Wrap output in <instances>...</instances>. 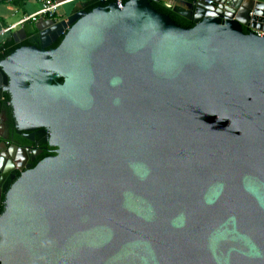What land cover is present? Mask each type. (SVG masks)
Here are the masks:
<instances>
[{"label":"water","instance_id":"1","mask_svg":"<svg viewBox=\"0 0 264 264\" xmlns=\"http://www.w3.org/2000/svg\"><path fill=\"white\" fill-rule=\"evenodd\" d=\"M99 1L0 61V264H264V0Z\"/></svg>","mask_w":264,"mask_h":264},{"label":"crops","instance_id":"2","mask_svg":"<svg viewBox=\"0 0 264 264\" xmlns=\"http://www.w3.org/2000/svg\"><path fill=\"white\" fill-rule=\"evenodd\" d=\"M62 1L66 2V0ZM97 1L99 0H74L63 3L60 8L65 4L75 5L68 14L67 11L58 13L55 19L42 18L37 22L27 21L24 25H18L19 21L24 16L35 13L40 8V3L36 0H19L14 2L0 0V46L6 42L10 43V45H14L28 38L39 41L41 44L45 38L57 35V30L60 28L59 26L63 20H68L70 15L83 11L85 7ZM32 31H36L37 35H31L30 33ZM4 106L5 104H0V144L3 141H9L6 135V117H4L6 109Z\"/></svg>","mask_w":264,"mask_h":264},{"label":"trees","instance_id":"3","mask_svg":"<svg viewBox=\"0 0 264 264\" xmlns=\"http://www.w3.org/2000/svg\"><path fill=\"white\" fill-rule=\"evenodd\" d=\"M127 1V0H126ZM103 2L101 1H97V2H94L92 4H90L88 7H87V11H92L94 8H96L97 6H99L100 4H102ZM107 4V3H106ZM153 5L155 6V8H157L159 11L161 12H164L166 14H169L173 19H175L179 24H181L182 26L184 27H192L193 26V23L191 21H189L188 19H186L185 17L179 15L178 13H176L175 11L169 9L168 7H165L164 5H160L159 3L157 2H153ZM31 35H37L36 31H32L30 33ZM66 33L61 35L54 43H53V47H57L60 45V43L63 41L64 37H65ZM31 44H39V41H35L33 39H25L24 41L20 42V43H17V44H12L10 45V43L6 42L4 44L1 45V51H0V61L3 60L4 58H6L7 56H9L11 53H13L15 50H17L20 46L22 45H31ZM60 81L62 82V79H60ZM10 100H11V97L9 94H6L5 95V99H4V104L5 105H8V113L11 117V126H12V129L13 131H18L17 130V124H16V120H15V117H14V113H13V108L10 104ZM18 136V135H17ZM22 140H25L24 138H21ZM8 140L10 141V143L14 142L15 141V138L13 136L9 137ZM50 153L49 152H44L42 155H40L36 161H35V165L43 158L49 156ZM12 184V182L10 183V185ZM4 198H5V194L3 195V201H4ZM5 210V204L3 202V205L1 207V214L4 212Z\"/></svg>","mask_w":264,"mask_h":264},{"label":"flooded vegetation","instance_id":"4","mask_svg":"<svg viewBox=\"0 0 264 264\" xmlns=\"http://www.w3.org/2000/svg\"><path fill=\"white\" fill-rule=\"evenodd\" d=\"M59 81H60V79H59ZM62 82H63V80H62ZM4 107L6 109V114L4 115V117H6L5 118L6 135L8 138L11 136H13L15 138V141L12 143L18 144L19 146H22V147H27L29 150H32V151L38 153L37 158L40 155H42L44 152H49L50 155L56 154L57 148H54L50 145V132L48 131V129L42 128V129L35 130L34 131V134H35V140L34 141L32 139L25 137L23 135L24 133H21V132L16 131V130L13 131L12 126H11V117L8 113V105H5ZM21 138H24L25 140H22ZM10 183L11 182H9V184Z\"/></svg>","mask_w":264,"mask_h":264},{"label":"built area","instance_id":"5","mask_svg":"<svg viewBox=\"0 0 264 264\" xmlns=\"http://www.w3.org/2000/svg\"><path fill=\"white\" fill-rule=\"evenodd\" d=\"M9 1H19V0H9ZM40 3V8L32 14L24 16L18 23V25H24L27 21L37 22L40 19H55L58 16L60 7L63 3L71 2L74 0H36ZM258 35L263 36L264 32L261 30H255ZM1 51V46H0Z\"/></svg>","mask_w":264,"mask_h":264},{"label":"rangeland","instance_id":"6","mask_svg":"<svg viewBox=\"0 0 264 264\" xmlns=\"http://www.w3.org/2000/svg\"><path fill=\"white\" fill-rule=\"evenodd\" d=\"M74 5L75 4H70V5L65 4L62 8H60L59 13L67 11V14H68L71 11V9L74 8Z\"/></svg>","mask_w":264,"mask_h":264}]
</instances>
